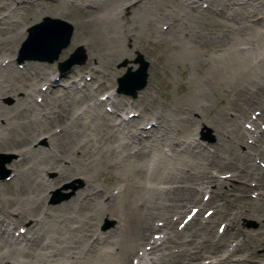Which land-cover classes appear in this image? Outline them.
<instances>
[{
  "label": "bare ground",
  "instance_id": "obj_1",
  "mask_svg": "<svg viewBox=\"0 0 264 264\" xmlns=\"http://www.w3.org/2000/svg\"><path fill=\"white\" fill-rule=\"evenodd\" d=\"M171 1L65 0L56 11H48L44 0L7 2L0 22V58L9 52L8 62L0 60V151L15 154L19 165L0 203V264H201L196 260L207 254L209 264H256L253 250L264 248V18H254L264 13V0ZM70 12L76 19L72 44L86 47L95 88L75 77L76 64L69 77L61 73L58 79L46 63L13 67L21 24ZM215 23L220 36L203 27ZM150 37L170 49L168 64L193 62L201 47L219 51L197 81H187L180 102L152 107L146 97L130 101L108 91L103 81L114 79L115 62L131 57L127 42L150 50ZM20 48L19 58L30 59L32 52L20 55ZM39 80L47 82L44 90L37 88ZM103 88L105 105L115 108L110 114L96 98ZM231 90L224 109L213 110L207 96ZM6 97L13 103L4 104ZM125 108L126 115L139 114L112 123ZM149 115L150 129L141 126ZM206 127L215 142L195 137ZM106 166L122 178L112 188L93 181L95 170ZM50 170L56 175L49 179ZM230 178L237 183L228 184ZM73 179L83 188L76 191ZM247 182L258 190L253 202L246 199ZM57 187L72 189L65 200L76 193L47 204ZM205 206L212 210L204 213ZM244 218L259 228L243 229ZM216 219L227 222L216 232L232 230L231 236L215 235ZM237 251L246 255L232 261Z\"/></svg>",
  "mask_w": 264,
  "mask_h": 264
},
{
  "label": "rangeland",
  "instance_id": "obj_2",
  "mask_svg": "<svg viewBox=\"0 0 264 264\" xmlns=\"http://www.w3.org/2000/svg\"><path fill=\"white\" fill-rule=\"evenodd\" d=\"M13 0H0V19H3V16H5V14H7V2H12ZM159 2L161 0H158ZM63 2H65V0H44V7L48 9V11H56L58 10V6L63 5ZM172 2H176V0L171 1ZM87 3V1H86ZM35 6V5H34ZM197 5H194L192 7L196 8ZM37 6L32 7V9L30 8L29 10H33L35 11ZM149 8V7H147ZM146 8V9H147ZM168 9V8H167ZM228 11L231 10H224V14L226 13V15L228 14ZM127 14V13H126ZM154 14V13H153ZM212 14V15H211ZM210 15L213 16L216 19H223L220 16H217L218 12H214L211 13ZM223 14V16H224ZM42 17H40L38 19V21H33L30 18H28L26 23V27L23 26V24H21V26H19V30L22 31V33H24V36H22V38H20L17 42L13 43V47L14 49H17L11 52V57L13 58V67L15 69H21L24 68V66L27 63L30 62H41V63H46L48 66H50V68H52V70L54 69L56 72V76L55 78L58 79L60 77L59 74L64 73L63 76H66L68 74L69 77V72L70 69L74 67V65L65 71H61L59 64L61 62H63L64 60H66L77 48L81 47L82 50V54L79 55L80 57L84 56V61L83 63H76V69H74L75 71V77L76 75H81L83 76V80H85L86 82H88V84H90L93 88L96 87V83L94 82V80L91 79V75H87V66H88V56L86 54V47L83 45V43L81 41H77L75 43L72 44V36L70 39V43L68 44L67 47H65L64 49H62L61 53H59L58 55V59L54 60L53 62H49L47 60H36V59H28L25 58L24 56L22 58V60H19V48L21 43L27 38V29L32 26L35 25V23L41 22L42 21ZM264 18V13L262 12L258 17L254 18V19H258V20H263ZM0 20V22H3V20ZM58 19L64 20L66 22H68L70 25H73L75 23V17H74V13L70 12L69 13H63L61 14L60 17H58ZM252 19V20H254ZM164 21V20H163ZM162 21V22H163ZM264 21V20H263ZM261 21L260 22V29L264 30V22ZM161 22V23H162ZM252 22V21H249ZM166 26V25H165ZM219 26V25H218ZM217 26V23H215V25H203V27H205L206 31H208L210 33V35H216V36H220L218 35V31H219V27ZM24 27V28H23ZM141 35L143 36V33L141 32V29L139 30ZM73 35V34H72ZM151 38V37H150ZM219 38V37H218ZM154 38L150 39L148 41L149 47H151L152 49L148 50L145 48L143 50H138L133 48V44L132 42H127L126 46L129 49H132L131 51V57L130 58H125L122 59L120 61L115 62L112 65V72H114V79L111 77H108V79H103V81H107V86L109 87L108 91H113L115 94L120 95V96H125L127 99H129L130 101H135L138 98H147L149 101H151L152 107H160L161 104L165 103V102H170V101H181V97L184 95V93H186L188 91L189 88V84L187 83V81L191 78L192 80L197 81L199 77H201V75L203 74V70L205 69V66L208 64V59L214 55L215 53L218 54L217 51H212L209 48H205V47H201V49H197V54L194 53V55L196 56V59L192 62V61H187L186 59V63H182V62H175V61H170V63L168 64L166 62V55L170 54V49H166V45H164V43L162 44L161 42H154L153 41ZM143 44V43H142ZM214 52V53H213ZM28 52H24V55H26ZM6 54H9V52H6L5 54H2V58H0V60L2 59H6L4 62H8L9 58H4L6 56ZM80 57H78V60H81ZM142 57V59L148 63V68H147V83L146 85L140 89L136 91V95L133 97L132 95H128L125 93H119L118 92V78L122 77V75L127 72V69L131 68L132 71H135L138 67H139V63H138V59ZM78 62V61H77ZM206 64V65H205ZM87 65V66H86ZM86 66V69L84 70V67ZM117 73V74H116ZM70 78V79H74ZM63 78V77H61ZM80 76L77 77V79H79ZM66 79V78H63ZM69 79V80H70ZM61 81V80H60ZM79 83L82 82L81 80L78 81ZM45 83V85H43ZM134 83V82H132ZM47 86V82H44L43 80H39L37 83V88H43V90L46 88ZM110 86L111 87L110 89ZM135 86V84L133 85H128L126 87V89L131 90L133 87ZM108 87H106V89H108ZM106 89H102L101 91H98L96 98L97 100H103L101 97L107 93H105ZM40 93L41 92H37ZM34 94L33 98L35 100V102L37 101L38 103L41 102L40 99H38L39 97L36 96V94ZM231 95H233L232 90L231 91H218V93L216 94L217 98H213L211 96V94H209L207 96V100L210 103V106L212 107L213 110L216 109H224V107L226 106L227 101L231 98ZM38 97L36 99V97ZM95 98V99H96ZM180 99V100H179ZM3 103L4 104H11L13 103V99L11 98H3ZM107 102L103 100V103H101L100 105V110L103 112H106L108 114H110V112H112L115 108L114 106L111 105H105ZM127 111H130V108H125L124 110H119L118 112V116H115L113 118V122L112 123H116L118 121H120L121 118L126 119H133L134 117H136L139 113L138 111H132L129 112L128 115H126ZM134 114L135 116L131 117V115ZM150 119V115L146 116L145 119L142 121L141 126H146V128L150 129V127L153 126V122L148 123V121ZM147 129V130H148ZM140 135H143V139H147L148 137H144L145 135L148 136V132L144 131V130H140L139 131ZM42 137V136H40ZM197 139L203 143H213L215 142V138L213 137V133L211 131V129L209 128H200L199 130L196 131V136ZM43 137L40 138V141L43 142ZM264 146H261V149H263ZM0 158L1 161L4 162L3 164V168L6 169L8 171V173L6 175H4L3 177H0V203L6 198V196H8V190L12 187V181H13V175H14V170L16 168H18L19 165V161L18 159H16L15 154L7 152V151H0ZM1 171V168H0ZM96 174L94 175L93 181L98 184L101 185L100 187L102 188H112L113 185L117 184L118 181L117 180H121L122 178H120L119 174L117 171L112 170L110 168H108L107 166L105 168H100V169H96ZM47 178H52L56 175L55 171H47L45 173ZM76 180L77 182H75L73 185L76 187V191L79 189L83 188V183L78 184L79 179H73ZM71 180V181H73ZM71 181L68 182V184H71ZM233 184V183H237L236 179H232L230 178V181H228V184ZM248 185L251 186V190L248 191L246 194V199L250 200L251 202H253L256 196H257V192L258 190H256L253 187V182H247ZM246 183V184H247ZM11 185V186H10ZM9 187V188H8ZM61 187H57L54 188L53 191L50 193L49 197L46 199V203L50 204V205H56L59 204L61 202H65L68 201L69 199H71L75 193L72 195V193L70 194V198H68L67 200H65L64 196L65 194L69 193L72 191V189H68L67 191H62L60 190ZM56 191H59V193H55ZM209 194V193H208ZM55 195V196H54ZM207 195V194H206ZM60 198H64L61 201ZM59 201V202H58ZM89 209V208H88ZM212 210L210 208H208V206H205V208L203 209V212L205 213L208 210ZM203 213V214H204ZM116 214V213H115ZM114 214V215H115ZM202 214V215H203ZM117 215V214H116ZM202 215L200 217H202ZM211 216V215H210ZM205 217V215H204ZM112 219V218H111ZM107 218H104L100 224V229L99 230H103V228L101 227L103 224L107 223ZM223 223V224H222ZM225 223H227L224 219H216V221L213 224V230L215 231V235L220 236L223 238V236H227V234H229L231 236L232 234V230H230L228 233H226V231H224L223 233H217V229L220 228L221 225H226ZM240 226L245 229V230H250V231H256L259 228V224H257V222L254 219H247L244 218L241 219L239 221ZM107 226V225H105ZM17 228H15L16 230ZM14 230V231H15ZM107 230V229H105ZM264 231V229H261ZM18 232V230H17ZM16 232V233H17ZM239 237L238 239H234L237 240V242H239ZM244 247L242 246V250ZM254 251V260L256 261V264H264V248H255ZM252 251V252H253ZM248 252V251H247ZM259 254V255H255ZM249 253V252H248ZM251 253V252H250ZM208 255V254H207ZM205 255L203 258L196 260V262H201V264H209L211 263V258L209 256ZM246 255V252L244 251H237L235 252V254L232 256V261L233 259L238 260L237 258H241L243 259ZM137 257V256H135ZM181 261V260H179ZM203 262V263H202ZM229 263V262H226ZM232 264H234V261L231 262ZM215 264V263H214ZM224 264V263H223Z\"/></svg>",
  "mask_w": 264,
  "mask_h": 264
},
{
  "label": "water",
  "instance_id": "obj_3",
  "mask_svg": "<svg viewBox=\"0 0 264 264\" xmlns=\"http://www.w3.org/2000/svg\"><path fill=\"white\" fill-rule=\"evenodd\" d=\"M72 26L61 19L46 17L38 24L32 25L27 29V38L21 44V52H32L30 56L31 59L36 60H47L53 62L58 59L59 53L62 49L68 46L70 43L72 35ZM82 48H77L66 60L59 64L60 70L65 71L70 69L76 63H83L84 57H80L82 54ZM78 56L81 60H78ZM19 60H22L20 58ZM78 61V62H77ZM139 67L132 71L128 69L122 77L118 78V92L132 95H136V91L142 89L147 83V68L148 63H146L142 57L138 59ZM127 81L128 85L135 86L129 90L126 89L128 85H124ZM134 82V83H132ZM4 162L0 161V177H3L8 173L7 170L3 168Z\"/></svg>",
  "mask_w": 264,
  "mask_h": 264
}]
</instances>
